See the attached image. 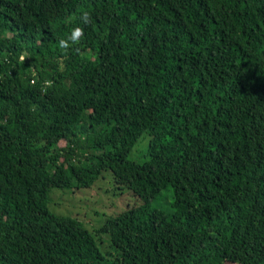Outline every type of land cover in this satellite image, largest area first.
Here are the masks:
<instances>
[{
    "label": "trees",
    "instance_id": "obj_1",
    "mask_svg": "<svg viewBox=\"0 0 264 264\" xmlns=\"http://www.w3.org/2000/svg\"><path fill=\"white\" fill-rule=\"evenodd\" d=\"M108 170L140 205L49 210ZM0 264H264V0H0Z\"/></svg>",
    "mask_w": 264,
    "mask_h": 264
},
{
    "label": "rangeland",
    "instance_id": "obj_2",
    "mask_svg": "<svg viewBox=\"0 0 264 264\" xmlns=\"http://www.w3.org/2000/svg\"><path fill=\"white\" fill-rule=\"evenodd\" d=\"M51 16L53 12L50 11ZM145 135L133 148L129 159L142 163L146 159L148 138ZM173 188L169 187L153 202V207L160 208L171 214L173 208ZM142 203L130 189L119 188L114 181L110 170L104 171L100 179L90 188H53L49 193L48 208L58 216L72 217L81 221L92 233L103 226L110 218ZM102 253L109 258L115 250L111 246L109 237L100 234L96 237ZM108 240V241H107Z\"/></svg>",
    "mask_w": 264,
    "mask_h": 264
},
{
    "label": "clouds",
    "instance_id": "obj_3",
    "mask_svg": "<svg viewBox=\"0 0 264 264\" xmlns=\"http://www.w3.org/2000/svg\"><path fill=\"white\" fill-rule=\"evenodd\" d=\"M84 15H87V13H85ZM81 36V30L80 29H76L75 32L73 33V41H76V38ZM62 45L64 42H61Z\"/></svg>",
    "mask_w": 264,
    "mask_h": 264
}]
</instances>
